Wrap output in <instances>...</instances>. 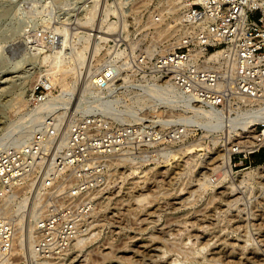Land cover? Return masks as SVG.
<instances>
[{
    "label": "rangeland",
    "instance_id": "374dc122",
    "mask_svg": "<svg viewBox=\"0 0 264 264\" xmlns=\"http://www.w3.org/2000/svg\"><path fill=\"white\" fill-rule=\"evenodd\" d=\"M74 1L0 0V141L16 134V130L9 135L5 133L7 127L25 111V106L18 107L19 98L31 93L46 69L41 56L44 52H51L60 42V36H54L57 37L55 44L32 47L27 45L26 36L37 29L50 33L52 26L66 25L67 34L71 36L70 39L67 35L68 43L72 47L67 45L66 51H71L74 45H81L79 36H73L74 23L69 22L82 17L90 3L88 0ZM111 1L97 0L92 28L107 7V21H113L110 15H115V48L121 42L125 48L131 45L139 50L149 42L157 43L168 38L178 30H172L175 25L170 23L177 11L167 8L166 0H114V8L110 7ZM162 29L164 33L171 32L166 35ZM94 38L97 39L96 34ZM92 42L89 37L84 63L78 65L82 81L88 78L86 70L90 68L87 73L92 71L86 63ZM120 76H126L127 81H122ZM116 79V102L112 109H115L118 122L129 123L142 118L151 125L163 126L162 121L178 111L155 101L154 105L152 100L138 95L142 92L138 83L146 82V78L135 79L122 73ZM54 85L52 93L56 94L62 86L59 83ZM139 96L142 98L138 99ZM25 101L29 108L33 107L29 100ZM132 109L137 115L129 114ZM120 110L129 115L125 121L119 119ZM76 114L71 112L69 119ZM35 119L26 118L23 126L35 122ZM182 131L177 139L162 135L158 141L152 140L149 151L146 150V158L141 157L143 152L128 144L115 147V186L97 200V208L88 220L90 231L86 235L89 239L86 238L81 245H71L62 253V264H264V176L243 184L236 181L238 172L262 164L264 159L257 160L256 153L242 164L233 165L230 161L232 171L224 174L219 183H213L212 179L211 182L206 181L209 185L204 188L200 185L203 176H211L215 172L214 166L221 163L226 153L228 155L223 142L225 136L219 133V142L213 144L211 135H203L200 127H192L187 134H184V128ZM196 141L202 142L201 146L195 147L198 150L183 155L175 151L176 157L167 155L169 150H177L185 142ZM140 197L145 199L140 200ZM235 198L238 201L234 202ZM27 222L24 219L26 228ZM150 234L154 235L153 238ZM21 245L24 254L20 264H30L24 238ZM32 259H36L35 255ZM39 260L32 264H39Z\"/></svg>",
    "mask_w": 264,
    "mask_h": 264
},
{
    "label": "built area",
    "instance_id": "2783aa9c",
    "mask_svg": "<svg viewBox=\"0 0 264 264\" xmlns=\"http://www.w3.org/2000/svg\"><path fill=\"white\" fill-rule=\"evenodd\" d=\"M168 6L178 12L179 29L160 42L139 50L119 42L116 49L122 48V57L115 61V31L107 40H98V52L86 60L92 67L85 74L87 99L115 98L116 77L123 73L135 79L167 78L196 104L223 114L259 111L264 106V0H173ZM93 34L89 29L94 42ZM26 38L32 47L57 42L42 28ZM44 71L30 93L32 106L55 89ZM114 110L79 112L66 123V117L57 122L47 114L41 122L29 123L27 137L0 149L1 203L17 192H25L27 201L39 197L42 202L41 212L32 220L36 259L28 256L30 264L62 254L90 231L88 220L99 196L115 186L117 145L128 144L146 158L152 140L162 135L180 138L185 126L166 119L163 126L142 118L121 123ZM223 142L233 165L244 163L264 151V118L254 125V136L242 131L223 137ZM18 234L14 216L0 206V264H20L24 252Z\"/></svg>",
    "mask_w": 264,
    "mask_h": 264
},
{
    "label": "bare ground",
    "instance_id": "6f19581e",
    "mask_svg": "<svg viewBox=\"0 0 264 264\" xmlns=\"http://www.w3.org/2000/svg\"><path fill=\"white\" fill-rule=\"evenodd\" d=\"M90 1L91 2L88 8L85 10L83 16L78 17V18L75 17L69 22V23H74L75 25L73 32L75 33V35L79 36V40H81L82 42L80 46H76L72 42V46L74 45L73 49L67 52L66 47L67 48L69 47L72 48V47H71V43H68L69 39H67V35L69 34L67 33H69V31L66 25L61 26V25L56 24L50 28L51 29L50 36L51 37L60 36V39H59L60 42L57 46L53 47L51 52H44L43 56H41V61L44 63V65H46V69L44 70H45L46 75L49 76L50 80H53L52 84L59 83L62 86L61 90L56 94H53L50 92L48 96L46 97V99L44 100V102L34 105L33 107H30V108L28 107L27 101H25V100H29L30 92L26 94V97L21 96V98H19L18 107L25 106L26 107L25 111L21 112L17 120L14 121L12 124H10L11 127L10 126L7 127V131L5 133L6 135H9L10 133H12V131L16 130L15 132L16 134L5 139L4 141H0V149L6 146L7 144H9L12 140H15L20 137H27L30 134V130L27 128L28 125L23 126V123L25 122L26 118L27 120H29L30 117L33 118V120L36 118L37 120L35 119L36 120L35 122H38V121L43 120L45 115L53 114L57 122L62 121L66 117L67 118L65 119V123H66L67 120L69 119V116L71 115V112L72 114L79 113V112L83 113V112H87L88 110L94 109L96 107L97 109L101 110L104 113L110 112L112 110V106L116 102V99L114 98L107 99V100H91V101H96L93 103L89 102L90 100L88 101L87 96H85V94L87 93L86 86L88 84V80H87L88 78L84 79V81H81V83L77 85L79 77H80L79 75L81 72V70L78 68V65L81 66L84 63L85 53L88 49V43H89V37H90L89 29L93 27V23H94L93 21H94L96 10H97L96 8L97 0H90ZM165 2L168 8L169 7L168 5L172 4L173 0H166ZM169 9L171 11H177L176 8L169 7ZM169 9H167V11H170ZM6 10L8 9H5V11ZM107 14H108V8L104 7L100 18L98 17L96 20L97 22H96V26L94 27L95 33L93 34V39L96 34L98 40L99 39L105 40L107 38L106 34L109 33L110 30L113 31L114 21H107L106 19ZM176 14L177 15H174V16L172 15L173 17H171V20H170V23L172 25H175L174 29L172 28V30L179 29V25L177 24L178 12H176ZM6 15H7V12H6ZM167 23L165 25H167ZM167 28H168V25H167ZM164 29H162L163 33H164L163 31ZM159 32H161V30ZM159 32L158 34H160ZM168 32H166L167 34L166 33L164 34L168 35ZM70 39H71V36H70ZM97 39H95V41L92 42L91 46L89 47V55L90 54L95 55L96 52L98 51L99 45H97V42H98ZM67 45H69V47ZM121 54H122V50L121 49L117 50L115 48V60H118ZM89 69L90 68H88L87 70ZM87 70H86V73H87ZM10 78L12 79V76H10ZM10 78L9 80H11ZM120 79H122V81L124 80V82L127 81L126 76H122V77L120 76ZM158 80H160L161 82H158ZM145 81L146 82L144 83L142 82L138 83L140 88L138 87L137 88L141 89L142 91V92L138 91L139 92L138 95H143L144 96L143 98L152 100L151 102L155 101L156 104L162 103V105H165L166 107H171L173 109L175 108L178 111L177 112L175 111V113H172V116L169 115L170 117L166 118V120L183 122L185 124V126L183 127L184 134L185 133L187 134V132H189L192 127H200L203 131V135H206V136L211 135V142L213 144H216V142H219L218 141V135H220L219 133H223L224 136L230 138V136L235 135V133L241 135L242 131H245L247 132V135L254 136V125L258 121H260L261 118H264V106H260L259 111H258V108L257 109L249 108L241 112H237L234 115L231 113L223 114L216 109L206 108L204 106H200L199 104H196L190 96L182 93L167 78L156 79V77H153L150 80L147 79ZM141 98L142 97L138 99H141ZM155 102H153L154 105H156ZM119 112H118L120 114V117L118 116L119 119L122 121H125L126 117L129 116L128 113H123L125 112L123 110H120ZM126 112L128 111L126 110ZM129 114H131L132 116L137 115L135 109L134 110L132 109V111H130ZM201 143L202 142L196 141V142H191V143L186 144L185 142V144H181L180 146H178L180 148H177V150H169L167 155L172 157V155L175 154V151L176 152L178 151L177 153H180L182 155L184 153L189 154L192 151L198 150V148H195V147L201 146ZM192 155L193 154H191L190 156ZM224 156L225 158L221 160V163L214 166L213 170L215 172L211 176L210 175L203 176L202 178L203 181L200 182V185H202L204 188L207 185H209L206 181L211 182V179H212L213 183H219L221 179H223L222 177L224 176V174L232 171V168H231L232 163L230 162L227 153ZM125 159L126 157H124V161ZM188 159L190 160L189 157ZM185 164H186V161H185ZM132 169L134 172V168ZM261 175L264 176V163L259 164L253 168L242 169L240 172L236 174V177H237L236 181H238L239 184H243V183H246L247 181L257 179L261 177ZM145 197H140L139 199L140 200L141 198L145 199ZM27 199L28 198L25 192H22V193L17 192L14 194V197L12 199H8L7 201H3L2 203L0 201V206L2 208H5L9 214L14 216V219L16 220L17 227H18L19 234L17 238H18L19 244H21L22 239L24 238V240L27 241V249H28L27 252L29 253V256L33 258L34 253L32 251V242H31L32 220L35 219L36 216L39 214L40 210H42L40 209V206L42 205H40L39 197L34 199L32 202L27 201ZM236 201H238L237 198L234 199V202ZM24 219L28 221L27 228L25 227L26 225L23 224ZM88 236L84 235V236L77 237V239L72 243V246L74 245L78 246L80 243L86 240V238L89 239ZM152 236L154 235H151V237ZM64 253L65 251L63 252V254ZM63 254L57 255L53 257L52 259L39 260V264H62V260L60 256L62 257ZM127 258L125 260H127Z\"/></svg>",
    "mask_w": 264,
    "mask_h": 264
},
{
    "label": "trees",
    "instance_id": "16d2710c",
    "mask_svg": "<svg viewBox=\"0 0 264 264\" xmlns=\"http://www.w3.org/2000/svg\"><path fill=\"white\" fill-rule=\"evenodd\" d=\"M256 159H257V160H262V159H264V152H260V153L256 154Z\"/></svg>",
    "mask_w": 264,
    "mask_h": 264
}]
</instances>
